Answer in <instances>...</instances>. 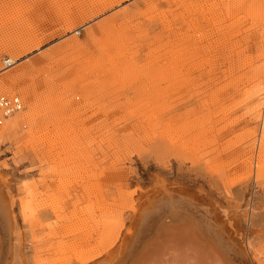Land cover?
I'll return each mask as SVG.
<instances>
[{
    "label": "rangeland",
    "instance_id": "374dc122",
    "mask_svg": "<svg viewBox=\"0 0 264 264\" xmlns=\"http://www.w3.org/2000/svg\"><path fill=\"white\" fill-rule=\"evenodd\" d=\"M6 76L0 94L24 110L0 128V185L24 264L34 255L20 205L36 209L60 188L63 168L48 158L61 150L71 192L144 190L156 176L230 198L263 229L264 0H0ZM240 162L252 173L233 170ZM39 229L45 248L59 241Z\"/></svg>",
    "mask_w": 264,
    "mask_h": 264
},
{
    "label": "bare ground",
    "instance_id": "6f19581e",
    "mask_svg": "<svg viewBox=\"0 0 264 264\" xmlns=\"http://www.w3.org/2000/svg\"><path fill=\"white\" fill-rule=\"evenodd\" d=\"M2 65L7 69L14 61L6 57ZM14 78H1L0 88ZM0 98L7 102L0 109L1 128L22 112L24 105L18 95L0 94ZM12 103L19 104L10 112ZM63 154L61 150L56 158H48L56 163L57 169L63 168L53 172L57 173L60 188L36 209L30 208L26 200L20 205V217L31 227L32 264H264V247L255 249L253 242V236L264 237V222L261 232L250 229L252 217L246 210L241 212L236 201L227 197L214 202L206 194L191 192L180 182H166L158 177L156 180V176L154 184L150 181L152 186L148 184L144 190L136 188L127 192L130 183L125 181L103 193L71 192L65 175L70 170H64L68 158ZM120 163L116 161L113 167H119ZM214 167L221 171L224 167L229 169L231 163H216ZM251 169L246 162L233 166V170L246 175L252 173ZM226 172L231 176L232 169ZM79 176L74 175L70 186L76 182L80 187ZM8 200L0 185V264H24L25 256L22 258L16 250L19 227ZM37 228H40L38 232L45 229L52 240L59 241L45 248L41 233H35ZM46 252L48 256L62 257L49 261L43 258Z\"/></svg>",
    "mask_w": 264,
    "mask_h": 264
},
{
    "label": "built area",
    "instance_id": "2783aa9c",
    "mask_svg": "<svg viewBox=\"0 0 264 264\" xmlns=\"http://www.w3.org/2000/svg\"><path fill=\"white\" fill-rule=\"evenodd\" d=\"M2 100H3V98H0V109H1L3 104L6 105V103H7L6 101H2ZM18 104L19 103H12V107H10L9 108L10 110H8V111L13 112L14 107L18 106ZM14 111H18V110H14ZM0 124H1V122H0Z\"/></svg>",
    "mask_w": 264,
    "mask_h": 264
}]
</instances>
